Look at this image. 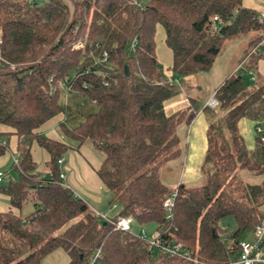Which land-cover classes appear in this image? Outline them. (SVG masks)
Returning <instances> with one entry per match:
<instances>
[{
	"label": "trees",
	"instance_id": "trees-1",
	"mask_svg": "<svg viewBox=\"0 0 264 264\" xmlns=\"http://www.w3.org/2000/svg\"><path fill=\"white\" fill-rule=\"evenodd\" d=\"M67 1L73 9L66 0H0V124L19 140L17 179L2 184L3 178L0 194L19 211L34 205L24 217L0 213V264H43L58 250L68 264H227L239 255L242 235L264 224V181L253 185L238 176L241 170L264 175L263 133L252 153L241 134L243 120L264 116V80L254 88L242 73L233 74L214 95L218 106L203 107L214 119L223 117L209 121L206 182L199 187L171 190L164 182L162 170L181 155L177 130L189 112L167 116L164 108L184 78L213 69L228 40L264 33L258 13L243 0ZM215 18L221 24L212 34ZM158 26L173 52L172 78L158 60ZM261 52L256 60L264 45ZM62 85L97 108L75 128L63 126L75 148L36 132L65 111ZM190 102L200 110L196 99ZM8 137L0 134V157ZM33 142L51 156L47 178L38 175ZM88 143L101 155L97 175L112 194L110 204L122 207L114 221L157 224L158 237L181 244L190 259L152 252L145 239L101 221L64 186L58 161ZM173 194L168 219L164 203ZM230 217L235 224L228 232L221 224Z\"/></svg>",
	"mask_w": 264,
	"mask_h": 264
},
{
	"label": "crops",
	"instance_id": "crops-1",
	"mask_svg": "<svg viewBox=\"0 0 264 264\" xmlns=\"http://www.w3.org/2000/svg\"><path fill=\"white\" fill-rule=\"evenodd\" d=\"M243 6L245 8L255 10L259 16L264 15V0H243ZM156 44L157 56L160 65L162 66L165 75L168 78H172L173 74L171 70L174 63L173 52L166 45V33L162 26H158ZM247 44H249V40L243 42V45ZM222 55L223 54L218 57L213 69L208 73L209 77L213 71L216 72V67H218L217 65L221 63L220 61L223 57ZM229 66L231 65L227 64L223 67V70L225 71L222 69L218 70V72L223 71L225 73L223 74L224 79L220 83L221 85L233 74H238L237 68H239L241 65H238L235 70L228 71L227 68ZM251 66L253 68V72H255L257 76V79L264 80V57L256 60V64ZM247 70L252 69L248 67ZM200 74L203 73L184 78V82L182 81L183 84L180 82L182 86L180 92L175 97L165 102L164 109L167 116H172L179 112L189 110L185 121L178 127L177 130V134L180 139L181 155L177 159L170 161L165 168L166 173L164 174V182L171 190H176L179 185L196 187L195 182L202 180L204 177L202 176V165L208 147L207 132L210 123L207 120L203 109L196 111L191 108L190 100L194 99V97L190 96L183 87L185 82H195V85H197L196 83L198 82ZM215 93H213L212 97H214ZM69 95H74V93H69ZM69 97L68 100H70ZM212 97H210L209 100ZM209 100L206 101L204 106L208 104ZM91 104L94 105L93 103ZM63 106H65V111L45 123L36 132L52 141L70 145L75 148L77 144L65 137L63 126H66L68 129H73L79 125V123L73 122V118L75 116L71 113V108L68 105L67 99L65 105ZM0 134L9 135L8 151L5 155L0 157V173L5 176L3 181H14L17 179V174L12 170V167L17 159V147L19 140L12 128L1 124ZM31 154L33 161L38 166V175L41 179L47 178L50 174V170L47 167L51 161L50 154L42 149L37 142L32 143ZM101 164V156H99V154H97V152H95L91 146L84 144L79 149L70 150L63 157V165L60 167L61 173H63L66 178L64 181L65 184L78 198L84 200L88 204L92 212L97 213L98 207L101 208L103 204L102 197H105L106 194L112 196V194L104 186L97 175V171L100 169ZM180 172L182 175L178 177L177 174ZM10 211L15 215H22V209L19 211L11 208L9 204V198L3 194H0V213H7ZM33 212L34 210L30 214Z\"/></svg>",
	"mask_w": 264,
	"mask_h": 264
},
{
	"label": "rangeland",
	"instance_id": "rangeland-1",
	"mask_svg": "<svg viewBox=\"0 0 264 264\" xmlns=\"http://www.w3.org/2000/svg\"><path fill=\"white\" fill-rule=\"evenodd\" d=\"M38 4H43L47 0H34ZM70 7L73 9V6L70 1H67ZM252 34V35H250ZM247 36H238L232 38L226 42V45L223 50V57L221 59V63L216 67V72L213 71L210 77L208 73H203L199 75L198 82L195 85V82H185L184 89L190 95L193 96L194 99L198 100L197 108L203 109L207 100L212 97L213 93L217 91L220 87V83L223 81V77L225 74L223 71V67L227 64L231 65L227 68L228 71L235 70L238 65H241L238 69V73H242L245 76L246 81H253L252 84L254 88H257L263 81L257 79V76L253 70H247L248 67H252L251 65L255 64L256 59L259 58L261 52V48L264 45V33L263 32H251ZM262 37L263 39L257 42V38ZM249 40V44L243 45V42ZM256 42V45L255 43ZM246 51V52H245ZM241 63V64H240ZM224 64V65H223ZM219 69H222V72H218ZM247 70V71H246ZM255 71V69H254ZM215 72V73H214ZM218 72V73H217ZM213 76V77H212ZM67 96V98H66ZM70 96V97H69ZM68 97L70 100H68ZM213 98V97H212ZM211 98V99H212ZM66 99L68 101V105L71 108V113L74 114L73 122L82 123L89 115L95 114L97 112L96 106L92 105L88 100L79 96V95H69L68 90L64 85L61 86V105H65ZM210 99V100H211ZM208 101V104L210 103ZM65 106H63L64 108ZM205 116L208 121H221L223 115L218 114L214 119L210 113H205ZM258 128L261 129L264 135V116L259 121H253L245 119L242 121L241 125V134L245 139L246 147L250 153L254 150V142L257 136H260L258 132ZM261 134V133H260ZM89 146L90 143H88ZM92 148V147H91ZM100 154V153H97ZM101 156V155H99ZM166 168V167H165ZM165 172V169L162 170V173ZM182 172V171H181ZM178 173L177 176L180 177L182 173ZM204 176V175H202ZM239 179L249 183V184H261L264 181V175L257 174L255 172H251L249 170H241L239 171ZM206 177H203L202 180L195 182L196 187L202 186L205 184ZM9 181L4 180L3 184H7ZM105 192V191H104ZM110 198V199H109ZM103 204L102 207H98V213L100 215H107L110 219L114 220L122 211V207L119 204H110L112 196L105 195L102 197ZM34 210V205L30 202L25 204L22 208V216H28ZM264 211V206L262 207ZM234 219L232 217L224 219L222 221V228L231 232L234 228ZM132 232L137 236L145 239L148 243H152L158 238L157 232V224H149L147 226H140L138 223H133ZM144 233L146 237H144ZM254 243V233L253 231H247L240 238V243ZM69 258L67 254L63 250H58L48 256L43 264H68Z\"/></svg>",
	"mask_w": 264,
	"mask_h": 264
},
{
	"label": "built area",
	"instance_id": "built-area-1",
	"mask_svg": "<svg viewBox=\"0 0 264 264\" xmlns=\"http://www.w3.org/2000/svg\"><path fill=\"white\" fill-rule=\"evenodd\" d=\"M259 23L264 24V15L259 16ZM220 22L218 18H215L212 25H211V32L212 34H217L219 32ZM136 45V42L133 44L132 48H134ZM78 47H82V44ZM212 108H216L218 106L217 100L213 97L210 100V103L208 104ZM258 133H262L261 129L258 128ZM17 163V161H15ZM58 164L60 166L63 165V159H60L58 161ZM5 176L0 173V181ZM65 175L61 173L60 180L63 182L65 187H68L65 184ZM69 188V187H68ZM176 194H173L166 202L164 203V208L168 212V219H170L171 216V209L174 205V199ZM95 215L103 222L111 223L115 229L121 230L124 232H131L132 231V225H133V219L132 218H120L117 221H114L108 217V215H100L97 212H94ZM254 243H240V252L239 255L236 258L231 259L227 264H264V224L258 225L255 227L254 231ZM144 237H146V234L144 233ZM150 250L153 251H160L166 254L170 258H176V257H183L190 259V256L187 252L184 251L183 246L181 244H173L167 241H163L159 237L155 239L154 242L150 243ZM93 263V261H92ZM91 263V264H92ZM197 264V261H195Z\"/></svg>",
	"mask_w": 264,
	"mask_h": 264
},
{
	"label": "water",
	"instance_id": "water-1",
	"mask_svg": "<svg viewBox=\"0 0 264 264\" xmlns=\"http://www.w3.org/2000/svg\"><path fill=\"white\" fill-rule=\"evenodd\" d=\"M126 73L128 74L129 73V71H128V69L126 68Z\"/></svg>",
	"mask_w": 264,
	"mask_h": 264
}]
</instances>
